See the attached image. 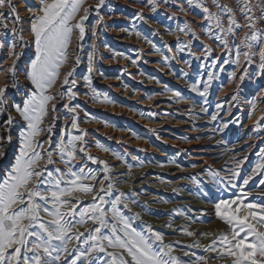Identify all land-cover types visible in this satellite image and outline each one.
<instances>
[{"label":"snow or ice","instance_id":"1","mask_svg":"<svg viewBox=\"0 0 264 264\" xmlns=\"http://www.w3.org/2000/svg\"><path fill=\"white\" fill-rule=\"evenodd\" d=\"M138 2L152 12L160 4V0ZM163 2L167 3L168 0ZM185 2L188 10L199 9L202 14L200 34L185 22L177 31L188 39L181 41L177 36L176 53L187 51L197 60H208L213 52L210 44L201 41L202 56L192 51L193 41L203 35L222 49V56L212 59L210 65L202 63V69L218 68L219 72H224L226 65H233V71L228 73V81L236 84L237 93L246 79H264V28L258 26L264 23V0H233L235 7L221 0ZM84 4L85 0H39L38 7L28 5L27 11L32 15L29 18L30 39L26 41L24 29L18 27L22 21L14 0H0V9H7V18L11 19L13 25L9 30L8 25L3 23L6 14L0 11V28L3 29L0 31V49L7 48V58L11 59L9 66L0 67V75L6 81L0 84V116L7 115V119L0 121V161L7 157V150L12 146V129L18 123L16 117L23 122L15 137L18 145L16 154L0 177V264H209L213 259H223L225 264H264V196H252V188L264 192V147H260L257 153L259 162L249 174L243 172L247 156L237 158L234 154L220 169L206 167L202 170L218 191H238L233 192L231 197L220 196L209 201L215 217L226 225V231L214 234L197 233L185 226L173 229V233L179 231L190 238L211 237L208 244L202 245L199 240H194L180 249L197 248L205 253L196 255L184 251L185 257L194 256L195 259L184 260L176 256L174 253L180 242H165V234L151 225L145 224L138 230L135 221L140 219L139 212L131 216L126 214V211H131L130 205L140 206L134 199L136 193L118 191L112 173L114 166L90 154L87 129H82L79 123V111L82 109L79 104L73 103L79 95L76 70L82 63L81 56L77 54L75 60L71 61L70 70L61 71L70 63L68 49L74 35L80 49H83L79 42L85 39L86 22L93 11L96 17L91 25L93 37L100 26L106 27L101 11L107 7L108 0H96L94 8L84 7ZM179 11L188 14L182 5ZM134 19L144 20L142 12H138ZM240 32L244 34L239 36ZM132 33L137 38L142 37L135 27L129 34ZM168 34H173L171 29H168ZM143 39L161 54L163 63L167 65L170 58L163 55L147 36H143ZM104 46L108 51H113L107 44ZM29 47L33 49L32 54L21 70L18 63ZM164 47L172 51L167 43ZM91 48L87 55V74L83 76V86L89 91L84 95L94 103L111 105L115 102L107 95L102 96L94 87V64L98 49L95 39ZM117 55L130 59L123 53H114L113 59ZM171 59H177V56L173 55ZM131 63L135 65L137 60L133 59ZM184 63L190 66V61ZM252 65L256 66L254 71ZM183 76H187V73ZM21 77L30 88L23 95L22 102L17 103L9 98L8 93L10 89L20 91ZM217 78L216 71L208 70L206 79H198L190 85V91L204 102L200 106V112L204 114H209L204 105L208 103L207 97ZM156 82L159 83L158 80ZM57 84L59 87H56ZM53 88H56L55 92L51 91ZM220 88L222 90L223 85ZM171 98L177 102L185 99L175 90H171ZM57 99H66L63 109L67 113L65 120L68 123L61 127L59 137L53 142L52 133L60 119ZM238 102L239 95L233 94L229 113ZM245 102L249 106L248 117L252 119L258 104L264 103V89H260L258 98L253 97ZM215 108L216 111L209 114L210 122L218 120L223 104L217 102ZM189 114L194 115L191 111ZM85 118L86 122H100L95 117L90 118L87 112ZM46 120L50 122L45 124ZM103 123L105 127L111 126L107 121ZM228 127L229 122L225 121L214 131L223 133ZM251 130L257 138L259 132L264 131V110L256 117ZM150 131L155 132L154 129ZM42 135L47 138L41 140ZM184 139L187 141L186 137ZM217 143L224 144L225 141L221 139ZM96 147L110 152L117 161L125 164L129 175L132 167H143L142 161L129 164L124 156L111 152L99 142ZM232 151L234 153L235 150ZM76 161L81 163L77 165L74 163ZM87 162L97 168L88 167ZM56 164L63 167H54ZM229 164L233 166L228 167ZM256 177H259L258 182ZM189 179L194 184L202 183L197 177ZM181 190L177 187L173 192ZM198 194L209 195L204 189H198ZM81 195L90 199L85 202ZM142 207L146 210V206ZM89 223L91 228L79 231V227ZM165 227L172 228L171 221Z\"/></svg>","mask_w":264,"mask_h":264},{"label":"rangeland","instance_id":"2","mask_svg":"<svg viewBox=\"0 0 264 264\" xmlns=\"http://www.w3.org/2000/svg\"><path fill=\"white\" fill-rule=\"evenodd\" d=\"M221 2L232 4L235 7L233 0H221ZM95 3L96 0H85L84 7L92 6L94 8ZM14 4L22 21L18 27L24 29V38L27 41L30 39L29 18L32 15L27 11V6L38 7L39 0H26V2L25 0H14ZM181 5L185 7L187 15L179 11ZM0 11L5 12L6 18L3 23L7 24L10 30L13 25L11 19L7 18V9H0ZM138 12H142L144 20L134 19ZM101 15L105 16L104 25L106 27L100 26L95 38L93 37L91 25L96 18L93 11L86 22L88 27L85 39L79 42L82 43L83 49H80L74 35L68 49L70 63L61 70L62 73L70 70L71 61L75 60L77 54L81 56L82 63L76 70L79 95L73 103L79 104L82 109L79 111V123L82 129H87L89 152L114 166L112 173L118 191L136 193L134 199L140 206L130 205L131 211H126V214L131 216L132 213H140V219L135 221L137 229H142L145 224L151 225L154 229L165 234V242H180L174 253L176 256L184 260L195 259L194 256L185 257L184 251L196 255L205 253L197 248H183V251L180 249L184 245L192 244L194 240H199L202 245L208 244L211 237L190 238L182 235L179 231L173 233V229L185 226L190 231L197 233L217 234L226 231V225L215 217L212 203L209 201L220 196L231 197L233 192L238 190L218 191L202 170L206 167L213 170L220 169L233 154L237 158L247 156L243 165L245 174H249L252 167L259 162L257 153L260 147H264V131H260L259 138H257L251 130V125L256 117L261 115V110H264V103L258 104L255 115L249 119V106L245 101L253 97L258 98L260 89H264V79L255 77L250 80L246 79L237 93L236 84L228 81V73L233 71V65H226L224 72H219L218 68L202 69V63L210 65L212 59L222 56V49L203 35H200L199 40L193 41L192 51L197 56H202L201 41L210 44L213 52L208 60H197L187 51L176 53L177 36L181 41L188 39L177 31L178 28L184 26L185 22H188L198 35L200 34L199 25L202 14L199 9L188 10L185 0H168L167 3L160 0L159 7L155 12L150 11L138 0H108V5L101 11ZM170 16L173 18L169 19ZM258 26L264 28V23ZM133 27L142 33L141 38H137L134 33L129 34ZM121 29H127V31H121ZM168 29L172 30V35L168 34ZM0 31L3 29L0 28ZM154 33L158 34L154 35ZM243 34L240 32L239 36ZM8 36H11L10 31ZM143 36L152 40L161 53L170 58L167 65L163 63L161 54L155 52L151 45L143 39ZM94 39L98 44V49L94 64L93 84L102 96L107 95L115 102L111 105L94 103L84 95L89 90L83 86V76L87 74V55L92 50L91 45ZM165 43L172 47L171 52L164 47ZM105 44L113 51H108ZM32 51V47L27 49L25 56L18 63L19 69L22 70L25 67ZM114 53H123L130 59H124L118 55L113 59ZM173 55H176L177 59H171ZM133 59L137 60L135 65L131 63ZM184 61H190V66ZM220 62L222 63V59ZM10 64L11 59L7 58V48L0 49V67L6 68ZM251 67L254 71L256 66L252 65ZM208 70L216 71L218 78L213 82L207 97L208 103L204 106L208 108L210 114L216 111L217 102L223 104V111H221L218 120L214 122H210L209 114L200 112V106L204 103L202 98L190 91L192 83L198 79L207 78ZM184 73H187V76H183ZM149 77L156 79H149ZM157 80L159 83L156 82ZM5 82L3 76L0 75V84ZM221 85H223L222 90ZM56 87H59V84ZM28 88L30 85H26L21 77L20 91L10 89L9 98L21 103ZM171 90L180 92L185 99L179 102L173 100ZM51 91L55 92L56 88ZM233 94L239 95V102L231 108L229 113V103H231ZM65 102L66 99L56 100L60 119L52 133L53 142L59 137L61 127L68 123L65 120L67 113L63 109ZM190 111L194 115H190ZM85 112L89 114L90 118L95 117L100 122L91 120L86 122ZM12 115L16 114L13 112ZM4 119H7V115L0 116V121ZM16 119L18 123L12 129L14 137L12 146L7 150V157L0 161V177L10 161L13 160L18 147L15 137L23 122L19 117ZM104 121H107L111 126L105 127ZM225 121L229 122L228 129L223 133L214 131ZM49 122L46 120L45 124ZM152 129L155 132L150 131ZM185 137L187 141H185ZM46 138V135L40 137L41 140ZM221 139L225 141L224 144L217 143ZM97 142L111 149V152L124 156L129 164H137L142 161L143 167H132L129 175L125 164L117 161L110 152L98 149ZM133 157L137 159L134 160ZM74 163L79 165L81 162ZM87 165L93 169L97 168L90 162H87ZM192 165H197V167H192ZM232 166L228 165V167ZM54 167H63V165L56 164ZM190 177H197L198 181L202 183L194 184L189 179ZM255 179L258 182L259 177ZM177 187L182 190L174 193L173 189ZM198 189L206 190L209 195H199ZM252 196H264V192L252 188ZM80 198L85 202L90 199L85 195H81ZM142 206H146V210ZM180 213L184 215H180ZM44 219L48 218L44 217ZM169 221L172 223V228L165 227ZM91 227L92 225L89 223L79 227V231ZM209 264H225V260L213 259Z\"/></svg>","mask_w":264,"mask_h":264},{"label":"bare ground","instance_id":"3","mask_svg":"<svg viewBox=\"0 0 264 264\" xmlns=\"http://www.w3.org/2000/svg\"><path fill=\"white\" fill-rule=\"evenodd\" d=\"M194 160H198V161H199V160H201V159H194Z\"/></svg>","mask_w":264,"mask_h":264}]
</instances>
